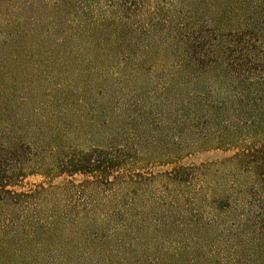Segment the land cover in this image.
I'll return each mask as SVG.
<instances>
[{
	"label": "trees",
	"instance_id": "obj_1",
	"mask_svg": "<svg viewBox=\"0 0 264 264\" xmlns=\"http://www.w3.org/2000/svg\"><path fill=\"white\" fill-rule=\"evenodd\" d=\"M0 264H264V0H0Z\"/></svg>",
	"mask_w": 264,
	"mask_h": 264
},
{
	"label": "rangeland",
	"instance_id": "obj_2",
	"mask_svg": "<svg viewBox=\"0 0 264 264\" xmlns=\"http://www.w3.org/2000/svg\"><path fill=\"white\" fill-rule=\"evenodd\" d=\"M42 180L43 178L40 175H32L25 180L24 184L25 187H30L31 184H39Z\"/></svg>",
	"mask_w": 264,
	"mask_h": 264
}]
</instances>
